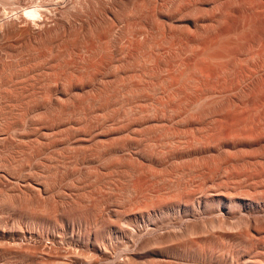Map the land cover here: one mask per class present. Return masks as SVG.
<instances>
[{"label":"rangeland","instance_id":"1","mask_svg":"<svg viewBox=\"0 0 264 264\" xmlns=\"http://www.w3.org/2000/svg\"><path fill=\"white\" fill-rule=\"evenodd\" d=\"M0 264H264V0H0Z\"/></svg>","mask_w":264,"mask_h":264},{"label":"bare ground","instance_id":"2","mask_svg":"<svg viewBox=\"0 0 264 264\" xmlns=\"http://www.w3.org/2000/svg\"><path fill=\"white\" fill-rule=\"evenodd\" d=\"M27 7V6H26ZM25 10V14L26 15H29V16H36V14H37V11H39V10H37V7H30V6H28L26 9H24ZM27 17V16H26ZM33 19V18H32ZM34 19H35V17H34ZM28 248H29V246H27ZM31 249V248H30ZM29 249V250H30ZM26 251V250H25ZM61 262V261H60ZM65 262V261H64Z\"/></svg>","mask_w":264,"mask_h":264}]
</instances>
